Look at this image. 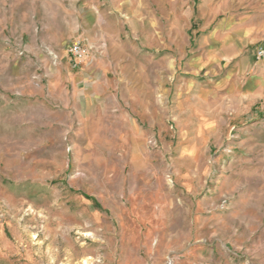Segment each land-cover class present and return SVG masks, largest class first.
Wrapping results in <instances>:
<instances>
[{
  "label": "rangeland",
  "instance_id": "obj_1",
  "mask_svg": "<svg viewBox=\"0 0 264 264\" xmlns=\"http://www.w3.org/2000/svg\"><path fill=\"white\" fill-rule=\"evenodd\" d=\"M77 7L0 0V264H264V147L184 144L172 80L133 143L72 80Z\"/></svg>",
  "mask_w": 264,
  "mask_h": 264
},
{
  "label": "crops",
  "instance_id": "obj_2",
  "mask_svg": "<svg viewBox=\"0 0 264 264\" xmlns=\"http://www.w3.org/2000/svg\"><path fill=\"white\" fill-rule=\"evenodd\" d=\"M77 2L76 28L68 37L90 55L71 79L83 83L85 104L120 115L133 143L145 135L132 115L164 125L163 99L172 80L181 100L177 110L189 115L179 126L183 136L192 131L184 144L208 145L214 133L239 122L244 144L264 147V58H256L264 45V0Z\"/></svg>",
  "mask_w": 264,
  "mask_h": 264
},
{
  "label": "built area",
  "instance_id": "obj_3",
  "mask_svg": "<svg viewBox=\"0 0 264 264\" xmlns=\"http://www.w3.org/2000/svg\"><path fill=\"white\" fill-rule=\"evenodd\" d=\"M68 54L74 64L81 65L87 61L90 55V49L81 41L75 40L69 45ZM256 58L259 60L264 58V45L257 47Z\"/></svg>",
  "mask_w": 264,
  "mask_h": 264
}]
</instances>
